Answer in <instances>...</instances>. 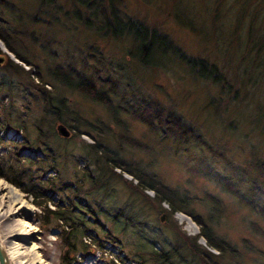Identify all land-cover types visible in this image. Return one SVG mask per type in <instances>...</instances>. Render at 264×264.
I'll use <instances>...</instances> for the list:
<instances>
[{
	"label": "rangeland",
	"instance_id": "obj_1",
	"mask_svg": "<svg viewBox=\"0 0 264 264\" xmlns=\"http://www.w3.org/2000/svg\"><path fill=\"white\" fill-rule=\"evenodd\" d=\"M7 1L23 12H20L23 18L16 24L1 6L0 16L12 22L15 32L25 35L18 37L14 44L34 63L30 68L6 48L14 60L0 50V56L5 58L0 65L3 86L0 88V114L4 106L11 114L20 112L26 119L21 130L0 131L3 139L0 171L12 175L7 170L13 164L11 154L17 146V159L24 169L22 174L17 171L19 175L14 177L21 182V189L0 177V188L4 189L0 192V235L6 245H2L1 236L0 244L7 258L8 249L17 256L13 262L9 260V264H62L68 242L73 243L70 237L62 235V228L56 224L67 232L69 228L63 222L57 223L45 209L54 211L55 205L65 208L75 199L78 204L73 208L84 214L82 219L87 231L76 240L79 249L73 257L70 253V264H139L138 254L146 240L156 241L155 249L161 250L164 241L168 245L176 244L177 231L185 237L199 234V227L191 218L182 214L192 221L197 234L189 233L192 227L180 222L175 216L177 213L170 216L160 211H169V207L167 204L159 207L152 202V192L135 190L136 182L131 177L118 169L112 171L111 164L105 161L108 157L140 165L164 185L196 199L191 208L197 213L205 215L208 212L206 195L218 198L223 215L214 232L238 251L237 259L227 255L217 259L219 263L264 264V235L261 233L264 223L204 176L213 169L221 175L247 182L254 178L255 166L252 164L264 160V82L257 79L255 69L250 71L247 63L255 54L250 53L252 47H245L251 20L256 29L252 37L254 45L264 34V0H120V8L127 15L160 28L188 56L215 63L226 74L237 95L234 91L231 95L221 94L218 87L194 78L175 59H165L158 68L142 67L136 61V45L130 39L101 37L63 17L64 12H71L70 0H55L56 6L63 7V15L60 14L56 22L52 20L49 28L32 23L39 5L37 0ZM48 16L50 14L39 18L50 21ZM177 16L188 24L187 27L176 20ZM263 59L264 51L260 55V60ZM8 61L21 66L23 73L29 70L35 84H41L35 74L41 76L44 93L50 96L52 105L56 106L61 100L66 104L62 108L63 118L71 122L72 115L77 114L94 123L95 130L79 127L83 135L77 137L75 131L56 122L40 99L39 88H26L30 82L28 76L9 73ZM57 68L74 70L73 77L82 71L88 76L92 74L98 88L101 85L105 89L113 88L114 105L128 107L149 97L157 98L165 106L175 107L193 127L194 133L187 143L160 140L139 122L119 114L127 127L125 132L103 107L52 82L48 73ZM25 107L29 108V113H24ZM34 123L40 126L44 135L50 136L46 148L52 151L53 169L46 171L45 167L37 165L36 161L43 157V146L35 147L37 150L19 147L25 141L30 143L36 139ZM58 124L67 128L68 138L54 134ZM124 134L147 149L133 150L120 142V136ZM95 140L102 152L86 154L85 145H92ZM44 181H52L53 191L45 186L40 197L35 198L33 191H41L36 189V184ZM131 181L133 185L129 184ZM106 182L108 186L104 191L101 187ZM30 184L36 187L32 194H27L25 190H31ZM62 185L64 190L59 191ZM21 208L25 211L15 220L27 228L17 227L12 233L25 234L24 238L6 236L7 224L3 221L9 213ZM120 208L126 209L117 216ZM128 219H131L129 225L126 224ZM93 239L98 244L93 243ZM197 243L207 247L203 239ZM250 248L256 253L250 252ZM210 252L217 255L215 251Z\"/></svg>",
	"mask_w": 264,
	"mask_h": 264
},
{
	"label": "trees",
	"instance_id": "obj_2",
	"mask_svg": "<svg viewBox=\"0 0 264 264\" xmlns=\"http://www.w3.org/2000/svg\"><path fill=\"white\" fill-rule=\"evenodd\" d=\"M37 1L39 5L32 23L34 25L41 24L42 26L49 28L52 25L51 21L55 20L56 22L58 16L62 14L61 10L63 7L56 6L55 0ZM70 3L71 12H64L63 17H68V19L70 18L71 20L80 23L84 28L94 31L95 34L101 37L111 39H130L136 45V61L142 67L158 68L159 64L161 65L165 59H175L182 66L186 67L194 78L218 87L221 94L231 95L232 91H234V95H237V90H234L233 85L227 78L226 74L215 63L202 57L188 56L169 37V35L164 33L160 28L149 25L138 17L127 15L120 8V0H70ZM0 6L9 12L11 18L13 17V22L16 24H18L23 18L21 15L23 12L18 9L16 10L15 6L7 0H0ZM46 14H50V16H48L50 21H44L39 18L41 15L43 16ZM176 20L182 26L187 27L186 25L188 24L178 16L176 17ZM13 26L12 22L3 19L0 16V41L18 61L31 68L34 65L33 61L22 54L21 50L14 44L15 41L19 40L20 36L25 35L21 32H15V26ZM255 30L253 21L251 20L247 30L245 47H252L250 53L255 54V57L253 60H248L247 65H249L251 72L255 69L258 73L256 74L257 79L263 80L262 82H264V59L262 61L260 60V55L264 51V34L258 38L257 43L254 45L252 37ZM43 47L45 48V46ZM7 69L9 73L12 72L18 76L21 74L28 76L30 82L26 85V88H28V86H32L35 89L39 88V97L45 104L48 112L52 113L56 122L64 124L69 130H71V132L75 131V136L81 137L83 135L79 131V127H84L93 131L95 130L97 126L94 123L88 122L77 114L72 115L73 118L71 119V122H69L68 118H63L62 108H65L66 104L61 100L57 102L56 106L52 105V99L44 93L46 90L42 83L41 76L35 74V79L41 80V84H35L33 78L30 77V71L28 70L23 73V68L18 64L8 61ZM73 72L74 70L71 69L65 71L57 68L49 72L48 76L52 82L67 90L76 92L91 103L103 107L111 117L112 121H114L117 126L122 127L125 132L127 131V127L125 126V123L120 120L119 114L128 116L130 119L139 122L146 128L148 133L158 136L160 140L169 139L180 143H187L188 139L194 133L193 127L187 124L183 115L175 107H167L157 98L151 97L146 98L141 102L131 103L128 107L121 104L114 105L115 92L113 88L106 87L105 89L102 88L103 85H101V88H98L92 74L88 76L82 71L81 73H76L73 77L71 75ZM2 87L1 80L0 88ZM0 104H2V100H0ZM15 113L16 114H11L9 108L2 107L0 114V131H7L11 128H16L17 130L23 129L26 119L20 114V112ZM24 113H29L28 107H25ZM33 126V132L36 135V139L30 143L25 141L23 144L19 145V147L23 149L37 150L35 147L43 146L44 148L42 149L44 150H42L41 154V157L42 155L43 157L36 162H38L37 165L45 167L47 171V169H50L54 165L52 155H50L52 151L46 148V142L49 140L48 137L50 136L44 135L43 130L37 123H34ZM54 134L56 135L57 133ZM88 135L92 136L91 134ZM120 139V142L130 146L133 150L147 149L145 145L128 137L126 134L121 135ZM64 140L67 141L68 139ZM0 143H3L1 137ZM17 147L14 148V151L11 154L13 164L10 165L7 170L8 173H12V175H7L0 171V177L14 187L21 189V182L18 178H14L16 175H19L17 171H21V174L24 172L19 159H17L19 156L16 150ZM85 148L87 150L86 154L89 155L102 152V148L97 141L92 145H85ZM44 158L46 159L44 160ZM105 161L107 164H111L112 171L118 169L122 173L131 177L132 181L136 182V184L133 185L132 181L129 184L133 185L135 190L152 192L154 197L151 201L157 203L159 207H161L162 204L168 205L169 211L163 209L160 211L166 212L170 216H173L176 213L184 214L191 218L199 227V234L195 237H185L184 234L177 231V234L174 233L177 241L176 244L168 245L164 241L162 242L161 250L155 249L156 241L149 242V240H146L147 242L143 243V247L138 254V257L141 259L139 264H220L217 259H224L227 255L233 259L238 258V251L231 246L228 241L218 237L214 232V227L220 222L223 215L222 204L218 198L211 195L205 196V203L208 205V212L203 215L197 213L193 207L191 208L192 203L196 199L189 197L186 193L182 194L181 192L164 185L158 177L149 174L144 167L137 164L131 165L121 160L117 161L115 158L110 157L106 158ZM252 165L255 166V169L252 171L254 178H250L247 182L242 180L237 181L231 175H221L213 169L205 172L204 176L214 182L224 194L234 198L239 204L247 208L264 223V160L253 163ZM45 169H42L44 173H46ZM252 174L250 173V177H252ZM52 185V181L37 183L36 186L38 188L36 189H40L41 191L34 190V197L39 198L42 189H44L45 186V188L53 191L54 188ZM30 186L31 190H25V193L32 194L31 191L33 190V187L35 189L36 186L33 184H30ZM107 186L108 182L104 183L101 188L105 191ZM242 186L243 190L240 189ZM63 188L64 186L62 185V188H60L59 191H63ZM77 204V199H75L74 201H71L68 206H65V208L63 206L60 207L59 205H55L54 211L45 209L47 213L53 215V219L57 221V223L63 222L69 228L67 232L61 225L56 224L62 228V235L65 234L66 237H70L69 240H72L73 243L70 245L68 242L65 252L62 254V264H70L72 258H70L69 255L72 252L73 257L78 248V246H76L78 241L76 240L81 239L83 232L87 231L85 221L82 219L84 214L73 208V206ZM37 205L42 206L41 203H38ZM125 209L126 208H120L117 216L122 215ZM127 221L126 224L129 225L131 219H128ZM261 233L264 235V230H262ZM106 235V237L109 238V234ZM199 239L205 241L206 248L197 243ZM93 241V243L98 244L95 239H93ZM248 250L256 253L252 248ZM210 251L217 252V255L212 254Z\"/></svg>",
	"mask_w": 264,
	"mask_h": 264
},
{
	"label": "bare ground",
	"instance_id": "obj_3",
	"mask_svg": "<svg viewBox=\"0 0 264 264\" xmlns=\"http://www.w3.org/2000/svg\"><path fill=\"white\" fill-rule=\"evenodd\" d=\"M0 46L2 48H4V46L1 43H0ZM3 185H4V183H3ZM6 186L8 187L9 185H6ZM2 190H4L3 187L0 188V192ZM23 211H25V209L21 208V209H18L16 212H11V213H9V215L7 216L5 221H3L4 224H7V228H6V231H5L6 232V234H5L6 236L9 235V236H12V238H17V237L18 238H20V237L24 238L25 234L16 235V234L12 233L13 230H15V228H17V227L27 228V226H23V225H21L20 223H18L15 220V218L17 216H21L20 213L23 212ZM175 216L180 222L184 221V222H186L187 224H189L192 227V231H189L190 234H197L198 233V230L196 229V227L194 226V224L192 223V221L188 217H186V216H184L182 214H179V213H177ZM0 236H1V240H2L1 241L2 245H6L5 241H4V237H2V235H0ZM16 257H17L16 253L13 252V251L11 252L8 249V258H9L8 260L13 262L16 259Z\"/></svg>",
	"mask_w": 264,
	"mask_h": 264
},
{
	"label": "water",
	"instance_id": "obj_4",
	"mask_svg": "<svg viewBox=\"0 0 264 264\" xmlns=\"http://www.w3.org/2000/svg\"><path fill=\"white\" fill-rule=\"evenodd\" d=\"M0 50L3 51L4 53H6L7 56L10 57V59H13L14 57L4 48H2L0 46ZM5 60L4 56L1 57L0 56V65L3 63V61ZM14 60V59H13ZM56 132L57 134L62 137V138H68L70 136L69 131L67 130V128L65 126H63L62 124H58L56 127ZM128 176V175H127ZM161 220H163V217L161 218ZM0 264H9V260L6 256L5 251L3 250V248L1 247L0 244Z\"/></svg>",
	"mask_w": 264,
	"mask_h": 264
}]
</instances>
